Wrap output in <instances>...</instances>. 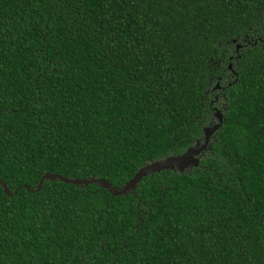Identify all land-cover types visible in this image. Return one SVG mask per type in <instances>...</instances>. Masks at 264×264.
Instances as JSON below:
<instances>
[{
    "label": "trees",
    "instance_id": "1",
    "mask_svg": "<svg viewBox=\"0 0 264 264\" xmlns=\"http://www.w3.org/2000/svg\"><path fill=\"white\" fill-rule=\"evenodd\" d=\"M0 182V264H264V0H0Z\"/></svg>",
    "mask_w": 264,
    "mask_h": 264
},
{
    "label": "water",
    "instance_id": "2",
    "mask_svg": "<svg viewBox=\"0 0 264 264\" xmlns=\"http://www.w3.org/2000/svg\"><path fill=\"white\" fill-rule=\"evenodd\" d=\"M238 47V46H237ZM218 85L215 86L217 89ZM214 118L216 123L212 125H208L202 128V136L200 140H197L193 146L188 147L184 152L176 156H167L161 160L151 161L147 164H144L140 168L136 170L133 176L126 181L121 187L115 189L110 187L108 183L105 181H99L96 179H76V178H66L63 176H58L55 174L44 173L40 179L38 180L35 188L30 190V192H37L41 188V184L43 181H60L62 183L71 184L74 186L85 187L87 185L93 184L96 186H100L106 189L113 196H124L126 194H130L135 189L139 180L142 177L147 175H152L158 173L160 171H173L178 174H183L189 171L192 168H196L199 165L200 156L208 150L210 146V139L214 132L219 129L222 123V115L219 110L215 109ZM0 187L3 193L6 196H11L16 192V190L10 193L8 189L0 182ZM25 190L29 191L27 187H24Z\"/></svg>",
    "mask_w": 264,
    "mask_h": 264
},
{
    "label": "flooded vegetation",
    "instance_id": "3",
    "mask_svg": "<svg viewBox=\"0 0 264 264\" xmlns=\"http://www.w3.org/2000/svg\"><path fill=\"white\" fill-rule=\"evenodd\" d=\"M236 47H237V45H236ZM217 88H218V87H217ZM215 98H216V97H215ZM211 111H212V116H213V118H214V113H215V111H216V110H215V107H211ZM214 122H216V121L213 120V121L209 122L208 124H209V125H212V124H214ZM207 126H208V125H207ZM193 145H194V144H193Z\"/></svg>",
    "mask_w": 264,
    "mask_h": 264
},
{
    "label": "rangeland",
    "instance_id": "4",
    "mask_svg": "<svg viewBox=\"0 0 264 264\" xmlns=\"http://www.w3.org/2000/svg\"><path fill=\"white\" fill-rule=\"evenodd\" d=\"M217 90V89H216ZM218 95V91H214V95H212V97L213 96H217ZM216 106H218V104L217 103H215V105H214V107H216ZM217 108V107H216Z\"/></svg>",
    "mask_w": 264,
    "mask_h": 264
}]
</instances>
